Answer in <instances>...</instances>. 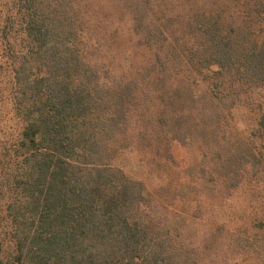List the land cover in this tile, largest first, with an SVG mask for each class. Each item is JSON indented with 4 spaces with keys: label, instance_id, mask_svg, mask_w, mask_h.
<instances>
[{
    "label": "trees",
    "instance_id": "1",
    "mask_svg": "<svg viewBox=\"0 0 264 264\" xmlns=\"http://www.w3.org/2000/svg\"><path fill=\"white\" fill-rule=\"evenodd\" d=\"M119 2L152 59L113 78L89 57L77 0H0L22 125L0 152V264H207L219 244L264 264V0ZM240 108L252 119L239 132ZM196 141L214 161L182 183L202 194L201 245L117 163L136 150L160 167Z\"/></svg>",
    "mask_w": 264,
    "mask_h": 264
},
{
    "label": "rangeland",
    "instance_id": "2",
    "mask_svg": "<svg viewBox=\"0 0 264 264\" xmlns=\"http://www.w3.org/2000/svg\"><path fill=\"white\" fill-rule=\"evenodd\" d=\"M77 1L80 11H84L87 16L86 25H89V28H86L87 37L95 45V48H90L89 57L98 63L101 68L108 70L113 78L127 72L134 73L139 69L137 67L139 64L152 59V52L144 48L133 34L130 16L123 3L119 0ZM1 41L0 39V152L1 146L17 137L22 128L19 119L13 112L12 90L15 85L12 64L8 56L3 54L5 51ZM246 111V109L240 108L232 115L234 117L232 121L234 127L239 132L246 131L247 129L244 127H248L250 119H252ZM206 147L200 141L193 142L190 145H181L174 142L169 151L172 160L167 163L161 161L160 167H154L153 164L149 163L148 152L144 155L136 150L122 154L117 160L118 165L130 177L144 180L149 192L155 193V189L159 190L163 198L156 197L160 203L158 215L165 219L164 222L176 229L185 225L197 229L196 231L199 234L195 243L200 245L203 241L201 237L209 228L210 222L207 225L205 221L199 222L190 218L197 205L190 198L200 199L202 194L200 192L189 194L186 186L182 183L184 179H189L185 177L187 176L186 168L195 167L198 170L197 168L201 165L200 168L208 169L214 163V161H211L213 157L211 148L206 149ZM194 175L199 177V181H204L205 177H208L207 174L200 175L196 172L192 176ZM184 193H187V195H184ZM240 195H242V192ZM204 203L206 208L207 201ZM235 203L238 204L239 200L235 199ZM214 205V211L211 210V213H216L219 210L217 199ZM172 213H181L182 219ZM203 215L205 219L207 217L208 221L212 219L204 213ZM181 220H186V224H181ZM0 223L4 224V222ZM247 223L248 217H246L243 225ZM225 244L227 245L226 242ZM213 247L208 254L211 261L207 264H263L262 258H258V256H241L237 252H232L233 247L229 250L220 244Z\"/></svg>",
    "mask_w": 264,
    "mask_h": 264
}]
</instances>
